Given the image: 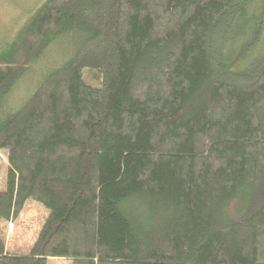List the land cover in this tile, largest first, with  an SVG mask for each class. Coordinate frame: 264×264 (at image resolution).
Listing matches in <instances>:
<instances>
[{"label":"trees","instance_id":"16d2710c","mask_svg":"<svg viewBox=\"0 0 264 264\" xmlns=\"http://www.w3.org/2000/svg\"><path fill=\"white\" fill-rule=\"evenodd\" d=\"M250 2L34 9L0 49V264H264V0ZM67 33L69 55L15 101ZM28 199L49 214L11 252L2 222Z\"/></svg>","mask_w":264,"mask_h":264},{"label":"rangeland","instance_id":"374dc122","mask_svg":"<svg viewBox=\"0 0 264 264\" xmlns=\"http://www.w3.org/2000/svg\"><path fill=\"white\" fill-rule=\"evenodd\" d=\"M44 0H0V49L11 42L18 30L29 19L31 13ZM261 0H252L250 3L258 4ZM248 3V9H250ZM248 13V12H247ZM73 34L67 33L55 38L43 51L41 58L33 65L12 91L16 101L24 100L32 83L46 73L61 60L69 55L73 48ZM256 52V51H254ZM252 52V53H254ZM251 53V54H252ZM30 92V91H29ZM8 162L3 150L0 149V189L7 187ZM49 208L35 199H28L22 211L13 220L2 222V228L6 231L7 248L11 252L29 253L36 240L48 214ZM69 257H50L49 264H72Z\"/></svg>","mask_w":264,"mask_h":264}]
</instances>
